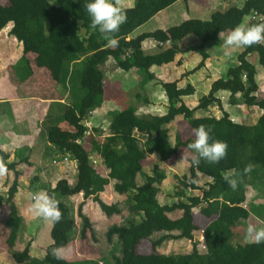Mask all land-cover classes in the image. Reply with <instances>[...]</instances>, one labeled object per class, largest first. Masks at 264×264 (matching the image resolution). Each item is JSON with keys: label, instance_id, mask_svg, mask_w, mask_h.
<instances>
[{"label": "trees", "instance_id": "trees-1", "mask_svg": "<svg viewBox=\"0 0 264 264\" xmlns=\"http://www.w3.org/2000/svg\"><path fill=\"white\" fill-rule=\"evenodd\" d=\"M176 1L135 0L132 7L121 9L126 20L113 34L118 40L116 46H110L103 34L89 26L84 0H9L7 6L0 1V32L13 22L10 34L23 44V55L13 66L19 80L30 83L36 72L43 69L61 87V95H67L68 103L62 114L45 119L43 134L55 152L62 155L68 153L77 162L75 184L71 185L66 178H60L55 186L45 189V193L56 199L61 219L52 223V243L46 247L44 257L38 258L30 254V243L21 251L15 250L23 225V217L15 203L22 173L18 166L32 167L30 148L22 146L16 149L13 161H10L7 152L0 149V164L14 174L7 192L0 193V206L7 204L11 210L5 221L8 229L6 249L18 264H107L103 251L111 258V264H264V243L241 245L231 241L234 231H240V224L245 225L250 215L264 221V205L251 203L244 206L248 186L252 184L261 188L260 184H264V97L257 95V67L249 60V55L257 52L264 68V42L244 47L238 54L237 63L228 68L226 77L215 80L195 107H189L183 99L195 93L191 84L179 87L176 80L161 82L168 98L164 115H139L137 107L130 104L108 113L110 124L107 133L94 127L93 133L86 135L88 128L85 121L104 103L107 62L110 58L118 68L124 71L136 68L141 81L151 82L156 79L151 67L173 62L181 51L200 53L202 59L197 67L204 65L208 58L204 45L219 40L222 33H229L234 27L241 26L247 15L256 13L258 17V20L251 19L249 26L264 23V0H244L241 6L232 5L225 10H216L208 20L190 18L166 30L157 29L130 37L138 27ZM112 2L119 7L117 0ZM191 34L196 35L201 43L180 48L179 43ZM147 39H170L172 44L148 53L142 46ZM219 91L229 92L232 105L259 107L262 113L256 123L232 119L230 112L223 107L217 94ZM146 103H149V99ZM215 105L222 110L219 117L212 114L195 115L197 111H209ZM179 116L183 117L191 133L184 138L177 132L173 144L168 125ZM64 122L73 130L62 127L61 123ZM197 126L210 129L211 140L226 142V155L215 164L201 160L199 165L192 166L194 176L179 178L174 192L177 201L162 204L158 194L159 186L166 179V171L155 163L152 173L146 174L142 162L156 155L160 162L167 163L180 151L194 155L188 144L194 139L193 129ZM98 138H102V142ZM96 152L108 170L107 176L102 175L93 164L92 155ZM245 167L249 168L246 173L243 171ZM196 172L211 178V182L202 188L200 195H189L188 187L199 189ZM229 173L239 174L235 190L223 179ZM139 174L144 179L142 185L136 182ZM112 180H115L114 190L117 193L128 195L126 208L119 204H107L101 199V192ZM37 181L39 176L35 175L30 185L36 187ZM80 193L84 199L77 208L81 220L79 226L76 209L66 200ZM89 198L108 217L121 215L123 218L121 223L109 226L105 241L101 242L102 246H106L104 250L99 246L104 236L100 239L89 217L83 212ZM197 207L201 209L200 214L213 221L199 227L193 214V209ZM176 209L182 210V216L170 218L167 212ZM198 229L204 233L206 251H201L198 241L194 239L193 232ZM174 230L179 233H162ZM76 237L96 245L94 249L97 253L100 251V257L72 261L63 256L59 260L51 256L52 248L60 250L67 247ZM183 238L192 241L190 253L161 254L156 251L164 241ZM144 243L149 244L150 251H139Z\"/></svg>", "mask_w": 264, "mask_h": 264}, {"label": "crops", "instance_id": "crops-1", "mask_svg": "<svg viewBox=\"0 0 264 264\" xmlns=\"http://www.w3.org/2000/svg\"><path fill=\"white\" fill-rule=\"evenodd\" d=\"M134 2H135V0H129L130 6H128V7L133 6ZM219 3H221L223 5V7H221L220 9L218 8L219 10H222L223 8H226V7H229L232 5L238 6L236 3L227 4L224 2V0H221V2H219ZM242 4H240V6ZM183 6L185 8V15H186L185 18L189 17V13L191 11L192 12H198V14H201L202 12H204L205 14H207V18L205 17L203 19L206 20V19L210 18V17H208L210 15V13L215 10V8L212 9L210 7V5L206 7L204 5V0H193V1L188 0L187 2L185 0H177L172 6L158 12L148 22H146L143 25H141L140 27H138L132 34H130V37H135L142 32L155 31V29H151V28H150L151 30L147 29L148 25H152V28H153L155 26L154 23L162 24L161 26L158 27L159 29H166V27L168 28V26L165 25L164 23H166L167 20H171V22H175L174 21L175 12L178 10H181L180 8H182ZM128 7H126V8H128ZM201 8H204L205 10L203 11ZM194 18H196V17H194ZM152 21H154L153 24H151ZM171 22L168 24L171 25ZM12 27H13V22H10L0 32V42L3 44L11 43V44H13V46H15V44L17 46V44H18L20 47L21 42L18 41L13 35L10 34ZM153 41L154 40H152V39H147L143 42V45H142L143 49H145L146 46H148V48H149L148 53L157 52L156 50H154L155 44L153 43ZM222 41H223V39L219 38V40H217L215 43H217V46H221L219 44ZM22 52H23V50H22ZM22 52H21V56H22ZM181 52H183V53H180V54H187V53H190L193 51H181ZM184 52H187V53H184ZM16 57H17V55H16ZM16 57H15L14 52L12 50H5V51L0 50V69H2L0 74L4 73V74L0 75V80H2L0 82V85L2 86V92L1 93H2V95H4L0 99V149L7 152L9 154L10 161H13L15 159L16 149H18L22 146H28L30 148V152H29V154L31 156L30 160H31V162L33 164L32 166L34 168L36 166L34 158H40V156H42L41 154L44 151V147L46 149H48L49 151L50 150L55 151V148L47 142V139L44 136V134H41L42 130H43V128L41 127V124H43V121H45V119L48 118L49 116L54 118V117L62 114L66 103H68V99H67V95H63V96L61 95V93L58 91V88H57L58 87L57 82L54 81L49 75L48 76H49L50 80L46 79L45 87L37 88V89L34 88V89H32L33 92H30L28 94L25 93V90L31 89L32 85H28V84H31L33 81L30 83H27V82L23 83L19 80V83H21L20 85H22V86H19L17 84L18 85L17 87L22 88V91H19V93H16V87L14 86V84L12 85L11 83H9L7 81V79H9V78H7V77H9V75L11 77L14 76V78L15 77L18 78L17 72L13 69L15 62L18 61L17 59L20 58V57L19 58H16ZM181 57H183V56L178 54L177 59L179 60V59H181ZM211 58L216 60V63L221 64V66H223V67L225 66L221 61L224 57L220 56L218 53L216 55H212V54L209 55L208 54V58L206 59L208 61H205L206 65L209 66V64L212 63ZM200 59H202V57L196 58L197 61H199ZM177 65H179V66H177ZM114 67H115V69L118 68L117 66H114ZM229 67L230 66H227L224 69V72H227ZM8 68H10V69H8ZM181 68H184V67H182V64H178L177 60H175L169 64H164L161 66L154 65L151 67V72L155 74V77L160 78V77H163L161 75L164 74V72H162V71L166 70L165 75H164V77H166V79L163 82H170V81L176 80L178 82L179 87H185L187 84H191V86H193L195 89V93L199 92L198 88H197L198 86L193 85L192 84L193 82L190 83L191 77H189V76H190V73H194V71L189 70L192 72L188 71L187 72L188 74H186L184 72L182 74L180 73L179 75H177V72L179 71V69L181 70ZM7 69H8V71H7ZM214 69H217V67H215ZM175 71H177V72L175 73ZM219 71L220 72L222 71L220 66H219ZM114 72H117V70H114ZM174 74H176V76ZM125 75H130V76L136 75L137 77L141 78V76L138 74L136 68H134L130 71H125ZM187 75H189V76H187ZM127 77H129V76H127ZM169 77H173V78L168 79ZM5 79H6V82H5ZM217 79H219V77ZM205 80H208L207 86L211 80V84L207 90V91H209L212 83L216 80V78L211 79V77L207 76V78ZM115 83H120V82H115ZM121 85H120L121 86L120 90L122 91L124 83L121 82ZM160 87H162V86L160 85ZM117 90H119V89L117 88ZM121 91H119V92H121ZM109 92L112 93V96L110 95ZM119 92L118 91L114 92V90L108 91L107 78H106L104 103L102 104V106L100 108H98L95 111H93L92 113H90V116H89L90 118H88V119H91V120L87 119L85 121V123L90 122L91 125H95L94 124L95 120H93L94 115L99 111L104 113L105 112L104 109H106L107 107L111 108L114 106L113 109L115 110V107H116L115 105L120 102L119 100H121V97L118 98ZM223 92H225V91H223ZM153 93H154V91H153ZM156 93H158V94H156ZM195 93L193 95H195ZM15 94H17L18 96H16ZM159 95H164L165 100H163V98ZM193 95H191V96H193ZM186 97L185 96L183 97L185 103H187ZM161 100L163 102H160ZM56 103H58V104H56ZM148 104H150V105L159 104L160 108L162 107V109H164V111L162 113H160L159 115H161V114L164 115L167 112L168 98L166 96V92L163 89V87H162V91L158 90L157 92H155L152 95V98L149 99ZM196 105L197 104H194L191 107L193 108ZM240 105L243 106L244 104H240ZM254 107L256 108L257 106H254ZM113 109L111 108V110H113ZM210 109H209V111H210ZM258 109H260V108L258 107ZM153 111L154 110L152 109V111L150 113H144V114L158 115V114H155ZM258 112L259 111L256 110V114H258ZM261 113H262V111L260 110L259 116L261 115ZM214 116H216V115H214ZM216 117H219V115ZM256 121L250 122V123H256ZM61 126L66 128V129L73 130L72 126H70L68 123H65V122L61 123ZM87 132H90V134L93 133V127L91 126V130L88 128ZM41 135H43L44 137H43V139L40 140ZM41 141H43V142H41ZM40 143L42 145L41 147H40ZM68 155H70V154L66 153L63 155V156H67L68 160L66 161V164H62V165H66L64 168H67V166H68L67 164H69V167H71V168L70 169H64L63 173H67V175L65 174L61 178H66L68 180V182L71 185H73L76 183V180H77V162H76V160H75V162L74 161L72 162L71 161L72 157L70 158ZM98 156H99V159L102 161V158L100 157L99 154H98ZM92 157H95V154H93ZM154 157L156 158V155H154ZM62 161H63V157H62ZM161 164L165 165L164 162H161ZM163 166H162V168H163ZM33 168L28 169L27 167H25L23 165L18 166V169L21 170L22 173L19 177V184L20 185H19L18 192L15 195V203H16L19 211H20V214L23 217V225L25 223L24 222L25 219H24V212H22V208L20 207V202L21 203L23 202L24 207H25V204L27 201H26V197H24L23 194L20 193V190H21L22 182L25 179H27L26 173L30 172V170H33ZM165 171H166V179L159 186L160 192L158 194V199L159 200L161 199L160 203H162V204H171L172 202L167 201L165 199L167 198L168 195H171V191H172L171 189L172 188L170 189V186H173V188L174 187L176 188V186L178 185V182L176 181L177 179L174 181H173V179H171V173L172 172L168 171L167 169H165ZM71 172L74 174L73 175L74 176L73 181L70 180L69 174ZM100 172L104 176H107V174H108V170H106V168H104L103 166H100ZM12 173H13L12 171L6 170V172L4 174L8 176V175H12ZM145 173L151 174L152 172L149 171V172H145ZM173 173H175V172H173ZM4 174L0 175V182H1L2 175H4ZM140 175L141 174H139L136 178V182L138 185H142L144 182V179L141 183L138 182V178ZM202 178H204V183H205L204 186L200 185V179H202ZM57 180L53 183L52 187L55 186ZM24 182H26V180ZM208 182H211V178H209V177H207V176H205L199 172H196V185L199 187V189H193L192 187H188L187 193H188V191H190V192H192V194H199L200 195L202 193V188L206 187V184ZM27 183L30 184L28 181H27ZM114 183H115V180H112L110 182V184L106 186L105 190L103 192H101V194H100L101 199L105 203H111V201H114V200H115L114 202H116V199H117V201H122L123 198L128 200L127 194H119L114 190ZM260 185H261V188L255 187L252 184L250 186H248L247 191H246V203L244 206H249L251 203L257 204L259 206L264 205V184H260ZM252 191L256 192V194L252 195L251 194ZM160 195H161V197H160ZM189 195H191V194H189ZM75 197L77 198L76 199L77 204H75L73 202L72 205L76 209V221H78L77 225H80L81 220H80L79 216L77 215V208H78L79 203L84 198H83L82 193L76 195ZM113 198H114V200H113ZM174 201H177V200H174ZM124 207L125 208L127 207V202L124 203ZM197 208H198L199 212H196L195 208H194L193 214H194V216H196L195 217V223H197V225H199V227H202L205 224L207 225L208 221H210V222L213 221L211 218H209L207 220L206 217H204L202 214H200V210H201L200 207H197ZM83 212L85 215H87L89 217L90 221L92 222L93 227L96 228V231L98 232V235L100 236V239L102 237V235L100 234L102 229H104L102 234H104V233L106 234L108 231V228L111 224H114V223L119 224L123 220L121 215H115L112 217H108L100 209L99 205L96 202L94 203V201L91 198L86 200V203H85L84 208H83ZM182 213H183L182 210L176 209V210L167 212V215L172 219H177V218L182 216ZM33 218H34L33 220H36V221H34L35 223H37L38 219L40 220V218L36 217L35 215L33 216ZM137 219L140 220V216H138ZM249 219L251 221H254L255 226L264 227V221L262 219H259L257 216L250 215ZM47 221L49 223L47 228H48V231L50 233V230L52 227V222L49 220H47ZM103 223H105V225H103ZM23 225H22V228H23ZM35 229H37L36 226H34L33 230H35ZM244 230H245V225L240 224V231L237 230L238 235L235 236V234H236L235 233L233 238H232V241L234 244H241V245L245 244V242L242 239L243 234H244ZM202 232H203L202 229H198V230H195L193 232L194 233V239L196 241H199V243L203 239L204 233H202ZM162 233L166 234L169 232L163 231ZM171 233H173L175 235V234H178L179 232L177 230H174V231H171ZM38 234H39V232H38ZM32 237L29 236V239L27 241L28 243H30V254L32 256H35L38 258H43L45 255L46 247L50 243H52L51 236H49V238H47V234H46V237L44 239H41V241L39 239H37V236H34L33 238ZM19 239L23 240L21 231L19 232L18 239H17L16 245H15V250L21 251L26 247L27 244L25 245L24 240L22 242V241H19ZM172 241L177 242V247H184V246L186 247L187 246L189 249L187 251H185V253H190L192 251L191 249L193 247H192V241L190 239H187V238L173 239ZM167 242L168 241H164L160 246L157 247V248H159V251H160L159 253L168 254V253L161 251L165 246H167ZM94 246H96V245L90 244L88 240L81 241V240H79V238L76 237L74 240L71 241V243L67 247L60 249V251H61L62 256L64 258H66L67 260H70L72 257L75 256L74 255L75 250H76L75 253L80 257V259H78V258L72 259V261H82V259L83 260L97 259L100 257V251H99L98 255H96V257L89 255L90 253L93 252ZM99 246L101 247V249H103V247H104L101 245V241L99 243ZM104 248L106 249V246ZM139 251L140 252H146L145 250L141 251L140 249H139ZM9 255H11V254L9 253ZM2 257L3 256H2L1 251H0V263L1 264H12L13 263L12 257L9 258L7 261H5Z\"/></svg>", "mask_w": 264, "mask_h": 264}, {"label": "rangeland", "instance_id": "rangeland-1", "mask_svg": "<svg viewBox=\"0 0 264 264\" xmlns=\"http://www.w3.org/2000/svg\"><path fill=\"white\" fill-rule=\"evenodd\" d=\"M0 1H1V3L4 6H7L9 4V0H0ZM191 1H193V0H191ZM219 2H221V0H204V5L206 7L210 5V7L212 9L215 8V10L212 11L208 17L211 18V15H212L213 12H215L218 8L220 9L221 7H223V5L221 3H219ZM224 2L227 3V4L236 3L238 6H240V4H242L244 2V0H224ZM117 3H118V6L121 9H124V8L130 6L129 0H117ZM226 8H223L222 10H225ZM180 9L181 10H178V11L175 12V19H174L175 22H171V20H167L166 23H164L165 25L168 26V28L171 27V26L180 24L183 21H185L187 19H190V18H194V17H196V18L198 17L199 19H203L205 17L207 18V14H205L204 12H202L201 14H198V12H192V11L189 13V17L185 18L186 15H185L184 6L182 8H180ZM201 9L203 11L205 10L204 8H201ZM251 19L252 20H255V19L258 20V17L255 16L254 14L247 15L244 18L243 24L241 26L242 27L249 26ZM170 22H171V25L168 24ZM153 23H154V21L151 22V24H153ZM154 24H155V26L153 28H152V25H148L147 29L151 28V29L157 30V29H159L158 27L162 25V24H156V23H154ZM166 29H167V27H166ZM166 29H162V30H166ZM148 32H151V31H148ZM227 34L228 33H224V34L222 33L220 35V38L224 40V37ZM152 40H154L153 41V43L155 44L154 50H156V51H159L160 48H166V47H168V46H170L172 44V41L170 39H167L166 41H156L155 39H152ZM167 41H170V42L167 43ZM160 42H163L164 44L160 45ZM215 42L216 41H209L208 43H206L204 45V50L209 55L210 54L216 55L218 53L220 56L224 57L221 60L222 63L225 65L224 67L221 66V64L216 63V60H214L212 58H211L212 63L209 64L210 67L208 65H206V64L202 65L201 67H197L199 65V62L201 61V59L199 61H197L196 58H198V57L201 58L202 55L200 53L196 52V51H193V52H190V53L184 52V53H187V54H180V53H183V52H180L179 55H181L183 57H181V59L178 60L177 59L178 55H177V57L175 59V60H177L178 64H182V67H184V68H181V70L179 69L178 72L175 71V73L177 72V75H179L180 73L182 74L184 72L186 74H188L187 72L189 70H193L194 71V73H190V76L189 75H187V76L191 77L190 83L193 82L192 83L193 85L198 86L197 88H198L199 92L195 93V95H193V96H187L186 97V101H187L186 104L189 105L190 107L193 106L194 104H198L200 98L203 95H205V94H207L209 92L207 90H208V87L211 84V80H210V82H209V84L207 86V81L208 80H205L207 78V76L211 77V79L216 78V80H217L218 77L219 78L226 77V72H224V69L227 66L235 65L237 63L238 54L244 48V47L228 48V47H226L223 44V41L220 42V44H219L221 46H217V43H215ZM200 43H201V40L196 35H192L191 34L190 36L186 37L183 41H181L179 43V47L184 49V48H187L188 46L198 45ZM20 44H21V46L19 47L18 44H17V46H16V44H15V46H13V44H11V43L3 44V43L0 42V50H3V51L12 50L14 52L15 57L17 55L16 58H19L21 56V52L23 50V44L22 43H20ZM144 50L146 52H149L148 46H146ZM22 55H23V52H22ZM19 59H17V60H19ZM249 59L257 67L256 79H257V82H258V85H259V90L257 92V95H259V97H264V68L259 62L258 53L257 52L251 53L250 56H249ZM206 61H208V60H206ZM16 62H15V64H16ZM114 66H116V65H115L113 59L110 58V60L107 62L108 71L106 73L108 91H110V90L113 91L114 90V92L115 91L119 92V91H121L120 90V87L122 86L121 82L124 83L123 90L121 92H119V95H118V98L121 97V100H119L120 102L115 105L116 106L115 110L123 109L124 107H126V106H128L130 104H133L134 106L137 107V113L139 115L140 114H144V113H150L152 111V109L154 110L153 112L155 114H158V115L164 111V109H162V107L160 108L159 104L150 105V104L146 103V100L152 98V95L155 92H157L158 90L162 91V87H160L159 84L166 79V77H164L166 70L162 71V72H164V74L162 73L163 75H161L163 77H160V78L156 77V79L151 81V82H144V81H141V78L137 77L136 75H131V76L130 75H125V71L124 70H122L120 68L115 69ZM177 66H179V65H177ZM219 66H220V68L222 70L221 72L219 71ZM215 67H217V69H214ZM8 69H10V68H8ZM8 69H7V71H8ZM1 70L2 69H0V72H1ZM114 70H117V72H114ZM189 72H192V71H189ZM2 74H4V73H1L0 75H2ZM48 75H50V74L47 71H45L43 69L38 70L36 72V74H35L33 82L31 84H28V85H32L31 89L30 90H25V93L28 94L30 92H33L32 89H34V88L37 89V88L45 87L46 79L50 80ZM174 75L176 76V74H174ZM127 76H129V77H127ZM7 78H9V79H7V81L9 83H11L12 85L14 84V86L16 87V93H19V91H22V88H18L17 87L18 85L22 86V85H20L21 83H19V78H17V77L14 78V76L11 77L10 75ZM170 78H173V77H169L168 79H170ZM1 81L2 80H0V82ZM5 82H6V79H5ZM115 82H120V83H115ZM57 88H58L59 92L62 91L61 87L59 85H58ZM117 88L119 90H117ZM153 91H154V93H153ZM1 92H2V86L0 85V99L4 96V95H2ZM109 93L112 96V93L111 92H109ZM156 94H158V93H156ZM217 94L222 100L223 107H225V109L228 110L231 113V117L235 121L244 122V123H250V122H254V121H256L258 119L259 113H260V110H261V109H258V107H256V108L254 106L248 107L245 104L243 106H241V105L235 106V105L230 104V101H229L230 94H229V92H227V91H225V92L219 91ZM15 95L18 96L17 94H15ZM138 96H140V97H138ZM159 96H161L163 98V100H165L164 95H159ZM238 97H239V95H238ZM240 98H241V96H240ZM160 102H163V101L161 100ZM56 104H58V103H56ZM113 107H111V108L113 109ZM111 108L107 107L106 109H104V111H105L104 113L99 111V112H97L94 115L93 120H95V123H94L95 125H91L93 127V129H94V127H98L101 130H103L105 133L108 132L109 123H110L108 113L110 111H112ZM256 110L259 111L258 114H256ZM210 114L216 115V116H218V115L220 116L222 114V110H221V108L218 105H215V106L211 107L209 112L200 110V111H197L195 113L196 116L210 115ZM88 120H91V119H88ZM41 127L43 128L41 134H43V132L45 131V121H43V124H41ZM168 127H169L170 140H171V142L173 144L175 143V136H176L177 132L182 134V136L184 138L189 136V134L191 133V131L189 130L188 126L184 122L182 116H179L178 118H176V120L171 122L168 125ZM41 136H40V140L43 139V137H44L43 135H41ZM98 140L100 142H102L103 139L102 138H98ZM41 142H43V141H41ZM41 146L42 145L40 143V147ZM41 155L42 156H40V158H34L36 166L34 168L32 166L31 168H33V170H30V172L26 173V176H27V179H25L26 182H24L25 180L22 182V186H21V190H20V193H22L23 196L26 197V201H27L26 204H25V207H24L23 202L22 203L20 202V207L22 208V212H24V219H25L24 222L26 223V224L24 223L23 228L21 229L22 239L24 240L25 245L28 244L27 241L29 239V236H31V237L32 236L33 237L37 236V239H39L40 241H41V239H44L46 237V234H47V238H49V236H50V233H49L48 228H47V226L49 224L47 220H44V219L40 218L41 221L38 219L37 223L34 222L36 220H33L34 219L33 218L34 214L30 210L31 204H32V201L30 199V194H34V193H37V192H44L45 193V189H47L49 187H52L53 183L57 179H60L65 174L67 175V173H63L64 169H70L71 168V167H69V164H67L68 165L67 168H64L66 165H62V164H66V162L62 161L63 155L62 154H58L57 152H55L53 150L49 151L48 149H46L44 147V151H43V153ZM68 156L70 158L72 157L71 155H68ZM97 156H98V152L95 153L94 159L97 160V163H95L94 165H96L98 170H100V166H103L105 168L104 164L99 159V156L98 157ZM71 159H72L71 160L72 162L73 161L75 162L74 158H71ZM53 160H56L59 163H54ZM155 163H158V164L162 165L161 162L158 160V157L156 156V158H155L154 155H152V156L148 157L146 160H144L142 162V164H143L142 166H143L144 172H149V171L152 172V169H153ZM163 168L167 169L170 172H172L171 173V179H173V181L177 179L176 181L178 183H179V178H182L183 176H188L190 178V176H194L195 175V171H194V169H193V167L191 165V155L189 154L188 151H180L173 159H171L167 163H165ZM173 172H175V173H173ZM35 175L39 176V181L36 182V185H37L36 187L34 185H30V184L27 183V181L29 183H31L32 182V178ZM69 175H70V180L73 181L74 180V176H73L74 174L71 172ZM13 177H14L13 173H12V175H8V176L5 175V174L2 175L1 182H0V193L4 194V193L7 192L8 188H9V185L11 184V182L13 180ZM142 181H143V176L140 175L139 178H138V182L141 183ZM204 184H205L204 183V178L200 179V185L204 186ZM170 189L172 190L171 191V195H168L165 200L170 201V202L173 203L174 200H177V198L174 196V192L176 191V188L175 187L173 188V186H170ZM188 193L192 194V192H190V191H188ZM251 194L255 195L256 192L252 191ZM160 197H161V195H160ZM76 199L77 198L74 196V197H72L70 199L68 198L66 200V202L69 201L70 205H72L73 202L75 204H77ZM113 200H114V198H113ZM160 200H159V202H160ZM114 201H111V203H107V204H119L120 206L124 207V203L127 202V200L125 198H123L122 201H117V199H116V202H114ZM174 202H176V201H174ZM72 207H74V206L72 205ZM10 211H11L10 207L7 204L3 205V206H0V251H1V254L3 256L2 258L5 261H7L9 258L12 257L11 255H9L10 252H8L7 249H6V239L8 237V229H7L6 225H5V221L9 218ZM195 211L199 212L198 208L197 209L195 208ZM248 219H247V221L245 223V228H246V226L248 224H253L254 225V221H251L250 219L249 220ZM76 222H78V221H76ZM103 225H105V223H103ZM34 226H36L37 229L33 230ZM93 228L96 230L95 227H93ZM103 231H104V229H102L101 233H100L102 236H104L103 239H101L102 243L105 241V235H106L105 233L102 234ZM38 232H39V234H38ZM234 232L236 233L235 236L238 235V231L237 230H235ZM163 234H165V233H163ZM168 234H173V233L169 232ZM23 240L19 239V241H22V242H23ZM172 240L173 239L167 240L168 241L167 242V246H165L161 250L162 252H165V253H168V254H177V253H185V251H187L189 249L187 246L186 247L185 246L184 247H177V242H174ZM231 241H232V239H231ZM102 243H101V245H102ZM198 243H199V241H198ZM148 245H149L148 243L147 244L144 243L143 247L141 248V250H143V251L145 250L146 251V249H147V251H150V247H148ZM199 249L201 251H206L205 241L203 239L199 243ZM156 251L159 253L160 252L159 248H156ZM75 252H76V250H75ZM75 252H74L75 256L72 257L70 260L77 259V258L80 259V257ZM103 253H104L105 258H106V263L107 264H111L112 261H111V258L108 257L107 252L103 251ZM89 255L96 257V255H98V253L94 249L93 252L90 253ZM12 260H13L12 264H18L14 260L13 257H12Z\"/></svg>", "mask_w": 264, "mask_h": 264}, {"label": "clouds", "instance_id": "clouds-1", "mask_svg": "<svg viewBox=\"0 0 264 264\" xmlns=\"http://www.w3.org/2000/svg\"><path fill=\"white\" fill-rule=\"evenodd\" d=\"M83 6L89 17V26L103 34L110 46H116L118 40L113 34L119 31V26L126 20V15L123 11L115 6L112 0H84ZM261 42H264V23L247 27L236 26L223 40V44L228 48H246ZM210 131V129H206L203 126H197L193 129L194 139L188 144V148L194 153L191 156L192 166L199 165L201 160L215 164L225 157L228 148L227 143L220 140H211ZM243 171L246 173L249 168L245 167ZM5 172L6 168L0 164V174ZM238 177V173H229L223 179L232 190H235L238 184ZM30 199L32 201L30 210L36 217L49 220L52 223L60 221L61 212L57 206L56 199L44 192L30 194ZM242 239L249 244L264 243V227L248 224ZM50 254L57 260L63 258L58 248H52Z\"/></svg>", "mask_w": 264, "mask_h": 264}, {"label": "built area", "instance_id": "built-area-1", "mask_svg": "<svg viewBox=\"0 0 264 264\" xmlns=\"http://www.w3.org/2000/svg\"><path fill=\"white\" fill-rule=\"evenodd\" d=\"M256 16V13L254 14ZM170 41H167V43H169ZM163 42H160V45H163ZM85 125L87 126V128H89L91 130V123L90 122H86ZM90 134V132H86V135L88 136ZM68 160L67 156H63V161L66 162ZM93 160V164L97 163V160L94 159V157H92ZM54 163H59L58 161L54 160ZM203 233V232H202Z\"/></svg>", "mask_w": 264, "mask_h": 264}]
</instances>
